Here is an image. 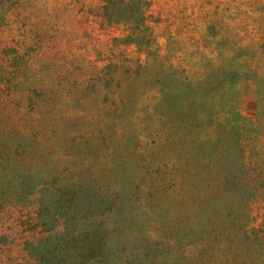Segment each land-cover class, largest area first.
Instances as JSON below:
<instances>
[{
  "label": "rangeland",
  "instance_id": "374dc122",
  "mask_svg": "<svg viewBox=\"0 0 264 264\" xmlns=\"http://www.w3.org/2000/svg\"><path fill=\"white\" fill-rule=\"evenodd\" d=\"M0 264H264V0H0Z\"/></svg>",
  "mask_w": 264,
  "mask_h": 264
}]
</instances>
